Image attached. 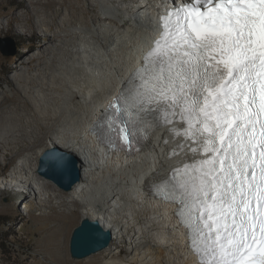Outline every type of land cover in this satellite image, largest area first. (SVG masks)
Segmentation results:
<instances>
[{"label":"bare ground","instance_id":"bare-ground-1","mask_svg":"<svg viewBox=\"0 0 264 264\" xmlns=\"http://www.w3.org/2000/svg\"><path fill=\"white\" fill-rule=\"evenodd\" d=\"M165 2L174 0H27L16 7L26 10L25 15L11 14L12 22L31 25L38 45L22 52L26 57L20 63L6 64L14 75L10 90H0V151L7 158L24 149L32 151L47 139L2 183L21 197L40 191L41 196L35 193L22 209L44 206V196L46 201L55 197L48 189L54 183L38 175L40 159L51 147L71 152L81 163L82 181L66 201L79 204L84 219L112 232L113 241L103 252L107 258H120L124 240L130 239L125 264H197L175 206L146 190L193 161L190 142L185 147V140L161 129L141 153L127 157L108 150L93 132L109 102L144 64ZM36 47L41 53L31 55ZM60 77L68 83L49 106L45 93L60 88ZM104 259L93 263L102 264Z\"/></svg>","mask_w":264,"mask_h":264},{"label":"snow or ice","instance_id":"snow-or-ice-1","mask_svg":"<svg viewBox=\"0 0 264 264\" xmlns=\"http://www.w3.org/2000/svg\"><path fill=\"white\" fill-rule=\"evenodd\" d=\"M162 28L106 113L108 146L179 118L202 158L152 191L181 205L200 264H264V0H186Z\"/></svg>","mask_w":264,"mask_h":264},{"label":"rangeland","instance_id":"rangeland-1","mask_svg":"<svg viewBox=\"0 0 264 264\" xmlns=\"http://www.w3.org/2000/svg\"><path fill=\"white\" fill-rule=\"evenodd\" d=\"M24 1L27 0H0L1 91L10 90L9 79L14 75L13 71H7L6 64L14 60H16L14 64L20 63L26 57L22 56L21 53L24 51L29 53L31 45H38V40L34 38L29 23L26 21L12 22L11 20V14L17 12L21 15L26 14V10L16 9L17 5L22 4L21 2ZM23 31H27L28 34L23 33ZM7 38H10L13 42L16 40L15 48L17 46L22 48L19 51L16 50L17 53L14 56H6L1 51V40ZM40 53L41 50L36 47L30 54ZM60 78L57 82L60 88L56 87L53 92L45 93L49 106L53 105V97L59 95L68 83L64 77ZM38 93L37 91L36 95ZM41 95L44 94L41 93ZM25 118H29V116H25ZM46 139L44 138L32 151L24 149V153L16 154L14 152L7 158L4 151H0V185L2 186V189H0V220L8 222L7 225L0 226V238L3 240V250L0 251V264H92L96 259L104 257L106 259L103 260L102 264L107 262L125 264L126 260L129 259V242L126 243V240H130L128 238L122 244L123 252L118 259L107 258L106 253H103L105 250L83 260L72 258L70 251L71 238L74 230L81 225L84 218L79 204L66 201L70 197L69 192L60 190L54 184H48L50 194L55 197H51L46 201L44 196L42 201L44 206L36 204L31 210L27 211L22 209L21 206H25L28 201L36 197L35 193L41 196L40 191L30 190L25 196L21 197L15 193L11 186L2 183L26 159V155H36V152L44 147ZM18 188L15 187V189ZM58 201H62V205L57 204Z\"/></svg>","mask_w":264,"mask_h":264},{"label":"water","instance_id":"water-1","mask_svg":"<svg viewBox=\"0 0 264 264\" xmlns=\"http://www.w3.org/2000/svg\"><path fill=\"white\" fill-rule=\"evenodd\" d=\"M14 46L10 38L1 40V51L6 56L16 55ZM53 153L62 160L58 166H53L51 155ZM38 173L65 192H71L82 181V167L79 159L71 152L59 147L46 150L40 159ZM112 241L111 231L105 230L99 222L85 218L73 232L70 244L71 256L77 260L86 259L109 248Z\"/></svg>","mask_w":264,"mask_h":264},{"label":"trees","instance_id":"trees-1","mask_svg":"<svg viewBox=\"0 0 264 264\" xmlns=\"http://www.w3.org/2000/svg\"><path fill=\"white\" fill-rule=\"evenodd\" d=\"M14 44L16 45V40L14 41ZM22 48L20 47V46H17L16 47V50H21ZM7 223L8 222H6V221H1L0 220V226H3V225H7ZM2 243H3V240L0 238V251H2L3 250V245H2Z\"/></svg>","mask_w":264,"mask_h":264}]
</instances>
